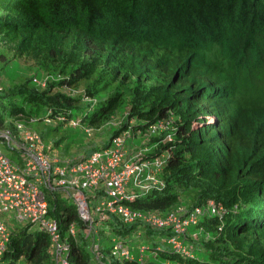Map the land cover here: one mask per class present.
<instances>
[{
    "label": "trees",
    "instance_id": "trees-1",
    "mask_svg": "<svg viewBox=\"0 0 264 264\" xmlns=\"http://www.w3.org/2000/svg\"><path fill=\"white\" fill-rule=\"evenodd\" d=\"M0 43L59 77L41 90L30 85L32 76L3 88L0 126L19 116L35 122L62 116L65 123L78 119L97 126L123 103L119 86L131 84L120 127L81 158L122 132L137 137L169 118L171 129L148 139L158 147L147 158L166 153L163 185L126 204L165 214L191 192L188 209L209 200L226 209L222 218L204 217L197 224L205 234L197 257L173 250L164 241L168 229L123 223L114 215L98 222L109 230L104 236L143 245L146 264H264V0H0ZM95 74L82 93L65 92ZM111 83L115 88L90 112V100ZM85 97L90 100L83 102ZM166 133L171 141H162ZM47 200L69 246V264L144 262L135 255L113 259L104 245L96 258L93 234H83L86 222L72 198L51 193ZM72 224L75 237L67 233ZM49 242L45 231L23 228L11 236L0 264H53Z\"/></svg>",
    "mask_w": 264,
    "mask_h": 264
},
{
    "label": "built area",
    "instance_id": "built-area-1",
    "mask_svg": "<svg viewBox=\"0 0 264 264\" xmlns=\"http://www.w3.org/2000/svg\"><path fill=\"white\" fill-rule=\"evenodd\" d=\"M32 82L44 88L46 80L33 77ZM2 91L0 76V93ZM65 92L76 93L70 88ZM46 122L57 124L64 122V117L46 119ZM34 123L33 118L19 116L0 126V143L12 154L9 156L0 147V259L17 225L29 231L48 233V252L53 264H69L66 257L69 246L61 238L58 223L48 213L47 196L51 193L72 198L78 216L86 222L83 234L86 237L93 234L92 249L96 258L100 256L97 228L101 226L100 221L109 216H117L123 223L141 222L153 229H168L170 235L164 241L176 252L192 257V250L183 245L188 229L197 226L204 217L222 218L226 213L224 205L213 200L192 209L179 204L165 214L156 210L131 209L126 204L139 193L163 185L158 174L166 162V153L147 158L150 151L148 139L153 134L171 129L169 118L156 121L141 133L146 139L140 147H127V138L131 135L125 131L116 135L105 148L77 159H65L54 153L51 144L45 143L33 128ZM80 123L78 119H71L65 124L75 127ZM171 140L169 133L164 134L162 141ZM151 146L152 149L158 147L157 144ZM67 231L75 237L78 230L72 224ZM111 242L109 252L113 259L126 261L134 258L132 246L117 237H112ZM137 249L141 254L140 261L144 247L140 245Z\"/></svg>",
    "mask_w": 264,
    "mask_h": 264
},
{
    "label": "rangeland",
    "instance_id": "rangeland-1",
    "mask_svg": "<svg viewBox=\"0 0 264 264\" xmlns=\"http://www.w3.org/2000/svg\"><path fill=\"white\" fill-rule=\"evenodd\" d=\"M0 76L3 88L5 91L15 87L16 85L23 82L27 77H36L37 80L43 81L51 79L53 81L58 78L50 77V74L46 72L45 69L39 67L35 62L29 60L24 57L13 56V52L6 48V46L0 43ZM97 75H93L89 79H85L82 83L78 84L75 89H73L74 93L83 92V89L88 86L93 79ZM98 85H102L104 83L103 80L97 82ZM31 86H34L36 89L41 90V86L35 83H31ZM116 83H111L106 85L103 89L99 90L93 99H89L88 97L83 98V102L92 101L91 108H88L91 112L94 108L98 106V101L106 98L110 91L115 88ZM131 87V84H123L119 86V89L122 90L124 94L123 103L113 112V114L106 120L99 123L97 126H89L86 123H80L79 125L72 127L69 124H65L60 126L57 129H54V124H49L47 122L39 121L33 124V128L38 130L41 134H43V140L47 144H51L62 137H67V141L61 142L58 146L55 147L54 153L63 157L65 159H77L82 155L88 153L93 147L103 146L107 143L110 133L115 131L120 127L123 120L125 119V115L128 109V90ZM18 103H23V100L20 97L16 98ZM24 106L29 109L30 105L28 103H24ZM40 111L39 116H42L44 112ZM13 118V117H11ZM145 137L141 133L137 137L129 136L127 138V147H140L145 142ZM0 147L4 152H7L9 156L12 154L9 152L8 148L0 143ZM149 150L152 149L151 145H148ZM158 177L161 178V173L158 174ZM191 192H187L185 196L182 198L184 204H190V194ZM91 205L93 206V201H91ZM24 227L15 226L14 234L19 233ZM103 229L105 234L97 233L96 240L99 241L100 245H104L105 251L110 248L112 242L110 237L107 238L109 230L105 227V225L100 226ZM92 236V234L90 235ZM207 236V235H206ZM205 237V234L202 233L201 229L195 227H190L188 229V233L186 239L183 240V245L186 248L192 250L193 256L197 257L200 253L196 251L201 241ZM134 253V254H133ZM132 254L137 256V258L141 255L137 249V246H133ZM137 254V255H136ZM142 264H146V257H144L145 252L142 253ZM171 264V263H166Z\"/></svg>",
    "mask_w": 264,
    "mask_h": 264
}]
</instances>
